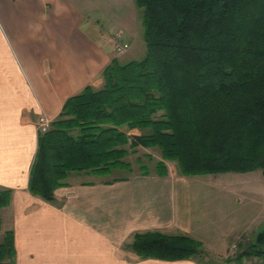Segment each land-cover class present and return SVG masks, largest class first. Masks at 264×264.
<instances>
[{"label": "crops", "instance_id": "obj_1", "mask_svg": "<svg viewBox=\"0 0 264 264\" xmlns=\"http://www.w3.org/2000/svg\"><path fill=\"white\" fill-rule=\"evenodd\" d=\"M116 2L0 0V190H10L8 204L0 208V234L13 232L14 263L264 262L258 251L264 237L258 240V229L248 232L258 226L257 216L236 214L231 220L232 215L222 213L218 194L215 213H209L206 193L194 189L198 179L171 168L173 161H165L164 175L138 171L114 180H85L72 171L51 201L27 189L37 117L53 120L69 96L86 85L100 87L104 67L121 54L112 35L121 32L131 45L139 33L135 1L118 0L125 11ZM231 197L241 199L238 192ZM146 230L189 235L201 242L204 253L180 259L141 257L127 245L134 233Z\"/></svg>", "mask_w": 264, "mask_h": 264}, {"label": "trees", "instance_id": "obj_2", "mask_svg": "<svg viewBox=\"0 0 264 264\" xmlns=\"http://www.w3.org/2000/svg\"><path fill=\"white\" fill-rule=\"evenodd\" d=\"M134 1L145 55L112 59L100 87L69 96L37 133L27 182L32 194L53 200L72 171L131 173L127 157L137 146L159 151L153 166L159 175L167 173L164 160H172L183 175L260 168L264 176V0ZM138 168L150 172L144 163ZM9 198V189L0 190V208ZM127 246L161 259L204 253L199 240L158 230L134 233ZM14 256L6 229L0 264H15Z\"/></svg>", "mask_w": 264, "mask_h": 264}, {"label": "rangeland", "instance_id": "obj_3", "mask_svg": "<svg viewBox=\"0 0 264 264\" xmlns=\"http://www.w3.org/2000/svg\"><path fill=\"white\" fill-rule=\"evenodd\" d=\"M133 3L134 7L139 11L141 20V9L135 4V2ZM108 4L110 5L111 2L107 3V6ZM115 5H119L118 0ZM118 7H120L118 8V10H126L123 5H119ZM142 30L143 27L140 22L139 33L135 37H133V42L131 43V45H129L128 43V47L121 52L118 62H126L131 60V58L138 60L145 55V42L142 37ZM121 39L122 41H129L123 38V36L121 37ZM146 154H148L149 157ZM127 159L131 162L132 172H138V166L142 163L146 164L148 166V170L151 172L154 171V162L157 159H160V153L156 148L137 146L135 153L129 154ZM137 159L140 161L138 162ZM165 161L172 160H164V162ZM168 165L171 168L175 166L174 168L177 169L175 161L169 162ZM73 173L75 176H79L81 178H84L85 180H113L114 177L117 179L119 176L128 175L130 171L125 168H113L105 173L90 172L85 170L73 171ZM194 177L198 179L196 181V185H194L195 191L206 193L207 195L206 201L208 202L207 210L209 211V213H215L212 209L215 207V195L218 194V199L223 206V214L232 215L231 220H234L236 218V214H238L239 217L243 215V217L245 218H250V215L257 216L256 221L258 222V226L254 228L250 226L248 232L251 233L252 230L256 232L257 229L259 231H264V177L260 168H256L254 170L246 172L228 171L219 173L195 174ZM217 177H219V179H217ZM210 178L214 179L210 180ZM242 179L243 181L241 182ZM219 181H222L223 184H219ZM231 192L240 193V201H235V199L231 197ZM224 194L227 196H224ZM236 207L240 208V210H234ZM1 236L2 233L0 234V238Z\"/></svg>", "mask_w": 264, "mask_h": 264}, {"label": "built area", "instance_id": "obj_4", "mask_svg": "<svg viewBox=\"0 0 264 264\" xmlns=\"http://www.w3.org/2000/svg\"><path fill=\"white\" fill-rule=\"evenodd\" d=\"M121 37H122L121 32H115L111 37L115 42L114 47L117 52H121L128 47V41H122ZM50 123H51V119L48 116L44 114H40L36 120L37 132H43L47 130L50 126ZM242 264H264V262L263 261H245Z\"/></svg>", "mask_w": 264, "mask_h": 264}]
</instances>
